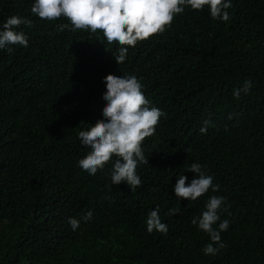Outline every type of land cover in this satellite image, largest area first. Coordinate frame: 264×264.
Wrapping results in <instances>:
<instances>
[{"label": "trees", "instance_id": "16d2710c", "mask_svg": "<svg viewBox=\"0 0 264 264\" xmlns=\"http://www.w3.org/2000/svg\"><path fill=\"white\" fill-rule=\"evenodd\" d=\"M30 4L0 0V21L31 20L17 26L28 47L0 50V264H264V0H232L228 21L186 8L119 64L115 46L58 30L65 18L39 19ZM125 73L165 113L142 142L133 190L110 184L111 159L93 176L76 166L88 151L78 133L102 119V78ZM194 161L220 187L188 202L172 185L180 174L188 183ZM210 195L226 197L229 220L214 256L191 223ZM156 205L166 233L146 231ZM68 219L80 220L75 232Z\"/></svg>", "mask_w": 264, "mask_h": 264}, {"label": "clouds", "instance_id": "9594fccd", "mask_svg": "<svg viewBox=\"0 0 264 264\" xmlns=\"http://www.w3.org/2000/svg\"><path fill=\"white\" fill-rule=\"evenodd\" d=\"M231 7L232 0H31L30 12L47 21L63 17L67 22L58 24V30H86L104 47L115 46L118 54L112 58L119 64L125 62L129 47H135L153 34L163 33L171 27L174 16L186 8L196 11L206 8L213 20L228 21ZM20 25H31V20L11 15L0 21V50L12 52L14 46L28 47L27 34L17 30ZM141 79L127 73L103 77L102 119L77 136L80 146L88 150L84 158L77 161V168L93 176L111 159L110 184L124 181L131 190L142 183L136 171L138 164L148 163L142 142L154 134L160 118L165 115L145 97ZM252 84V81L245 80L240 87L233 89V97L239 98L241 92L247 94ZM199 131L204 133L206 127L202 125ZM185 169L194 175L187 184L185 175L175 178L172 185L175 197L187 198L191 202L209 189L212 192L219 189L220 186L213 183V177L206 174L199 162H191ZM225 200L223 195H210L200 214L191 219V223L207 233L211 241L202 247L204 255L214 256L225 247L220 236L229 226L228 219L220 218V211L227 210ZM176 212V209H169V214ZM91 218L89 209L80 220ZM80 220H67L71 231L79 228ZM145 224L149 233L153 230L166 233L168 230L167 224L160 220L159 205L147 213Z\"/></svg>", "mask_w": 264, "mask_h": 264}]
</instances>
